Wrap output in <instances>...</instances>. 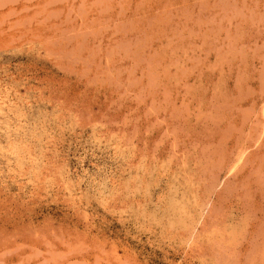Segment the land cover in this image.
Segmentation results:
<instances>
[{
    "label": "rangeland",
    "instance_id": "1",
    "mask_svg": "<svg viewBox=\"0 0 264 264\" xmlns=\"http://www.w3.org/2000/svg\"><path fill=\"white\" fill-rule=\"evenodd\" d=\"M0 264H264V0H0Z\"/></svg>",
    "mask_w": 264,
    "mask_h": 264
},
{
    "label": "bare ground",
    "instance_id": "2",
    "mask_svg": "<svg viewBox=\"0 0 264 264\" xmlns=\"http://www.w3.org/2000/svg\"><path fill=\"white\" fill-rule=\"evenodd\" d=\"M6 151V150H5Z\"/></svg>",
    "mask_w": 264,
    "mask_h": 264
}]
</instances>
